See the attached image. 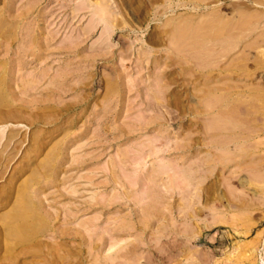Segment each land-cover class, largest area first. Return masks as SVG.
<instances>
[{"label": "rangeland", "instance_id": "374dc122", "mask_svg": "<svg viewBox=\"0 0 264 264\" xmlns=\"http://www.w3.org/2000/svg\"><path fill=\"white\" fill-rule=\"evenodd\" d=\"M93 1L0 0V264H264V0Z\"/></svg>", "mask_w": 264, "mask_h": 264}, {"label": "bare ground", "instance_id": "6f19581e", "mask_svg": "<svg viewBox=\"0 0 264 264\" xmlns=\"http://www.w3.org/2000/svg\"><path fill=\"white\" fill-rule=\"evenodd\" d=\"M93 1V0H92ZM102 1H104V0H102ZM257 1V0H256ZM94 2V1H93ZM183 2V1H182ZM258 3H260V0H258L257 1ZM256 2V3H257ZM263 2V4H264V1H262ZM261 2V3H262ZM86 3H87V1H86ZM85 3V4H86ZM102 3V2H101ZM257 3V4H258ZM242 4V3H241ZM99 5V4H98ZM93 6H94V4H93ZM100 6H102V5H99V7ZM107 6V5H106ZM235 6V5H234ZM259 6H262V5H260L259 4ZM95 7V6H94ZM98 7V6H97ZM98 7V8H99ZM104 6H102V8H103ZM263 7H264V5H263ZM101 8V7H100ZM104 8H108V7H104ZM112 8V7H111ZM105 10V9H104ZM253 10V9H252ZM108 11V10H107ZM249 11H251V10H249ZM248 11V12H249ZM257 10L255 9V12L254 11H251V12H254V13H257L256 12ZM109 12V11H108ZM113 12V11H112ZM243 12H245V10L243 11ZM242 12V13H243ZM247 12V13H248ZM264 12V11H263ZM110 13V12H109ZM246 13V14H247ZM254 13H252V14H254ZM258 13L260 14V11H258ZM108 14V13H107ZM235 14H236V12H235ZM240 14H241V12H240ZM249 15H251V13L249 12L248 13ZM105 15H106V13H105ZM109 15V14H108ZM239 15V14H238ZM256 16L258 15V14H255ZM254 15V17L256 18V16ZM110 16V15H109ZM114 16H115V14H114ZM244 16H246V15H244ZM258 16H261V14L260 15H258ZM257 16V17H258ZM263 16H264V13H263ZM218 17V16H217ZM220 17H222V16H220ZM233 17V16H232ZM237 17H239V16H237ZM240 17H242V16H240ZM249 17H252V15L251 16H249ZM189 18V17H188ZM212 18V17H211ZM264 18V17H263ZM201 20L203 19V18H200ZM205 19V18H204ZM203 19V20H204ZM214 19V18H213ZM218 19H220L219 17H218ZM223 19V18H222ZM221 19V20H222ZM226 19V18H225ZM240 19V18H239ZM245 19V17H243L242 18V20H244ZM250 19H253V18H250ZM104 20V19H103ZM115 20H116V18H115ZM224 20V19H223ZM222 20V21H223ZM229 19H227L226 21H228ZM249 20V18H247L246 19V21H248ZM255 20V19H254ZM200 21V20H199ZM210 21V20H209ZM218 21V20H217ZM217 21H214V22H217ZM230 21V20H229ZM232 21H233V18H232ZM237 21H238V19H237ZM240 21V20H239ZM246 21H244L245 23H246ZM108 22V21H107ZM204 22V21H203ZM206 22V21H205ZM213 22V21H212ZM224 22H225V20H224ZM241 22V21H240ZM255 22V21H254ZM115 23V22H114ZM198 23V22H197ZM208 23V22H207ZM229 23V22H228ZM233 22H231V24H232ZM234 23H236L237 24V22H234ZM247 23H249L250 24V21L249 22H247ZM247 23L245 24V25H247ZM104 24V23H103ZM179 24V23H178ZM192 24V23H191ZM222 24H223V22H222ZM221 24V26H224L225 24H223L222 25ZM230 24V23H229ZM230 24V25H231ZM242 24H244V23H241V25ZM111 25H112V23H111ZM114 25V24H113ZM183 25H185V24H183ZM188 25V24H187ZM199 25V24H198ZM205 25V24H204ZM208 25V24H207ZM212 25V24H211ZM228 25V24H227ZM233 25V24H232ZM231 25V26H232ZM244 25V26H245ZM108 26V25H107ZM116 26V25H115ZM180 26V25H179ZM209 26V25H208ZM207 26V27H208ZM215 26H216V23H215ZM220 26V27H221ZM234 26H236L235 24H234ZM240 26V25H239ZM254 26H255V24H254ZM254 26H251V27H254ZM184 27V26H183ZM202 27V26H201ZM200 27V28H201ZM206 27V25L203 27V28H207ZM213 27V26H212ZM228 27H230V26H228ZM227 27V28H228ZM233 27V26H232ZM232 27H230V29L232 28ZM237 27V26H236ZM107 28V27H106ZM196 28H197V26H196ZM196 28H194L195 30H196ZM209 28H211V26L209 27ZM221 28H223L224 29V27H221ZM241 28H242V26H241ZM246 28V27H245ZM107 29H109V28H107ZM180 29H182V28H179V30ZM198 30H199V28H197ZM219 29V28H218ZM222 29V30H223ZM235 29V28H234ZM237 29H239V28H237ZM243 29V28H242ZM175 30V29H174ZM178 30V31H179ZM188 30V29H187ZM190 30V29H189ZM197 30V31H198ZM228 30H229V28H228ZM228 30H226V31H228ZM252 30V29H251ZM250 30V31H251ZM197 31H195V32H197ZM214 31H216V29L214 30ZM226 31H225V33H226ZM230 31V30H229ZM236 31V30H235ZM175 32H176V30H175ZM182 32H183V30L181 31V34H182ZM194 32V31H193ZM199 32V31H198ZM197 32V33H198ZM219 32V31H218ZM238 32V31H237ZM178 33V32H177ZM204 33H206V31L204 32ZM204 33H202L201 35L203 36V34ZM235 33V32H234ZM233 33V34H234ZM242 33V32H241ZM241 33H239V34H241ZM184 34V33H183ZM220 34V32L218 33V35ZM223 34V33H222ZM232 34V35H233ZM239 34H236L237 36L239 35ZM243 34V33H242ZM242 34H241V36H242ZM263 34V33H262ZM176 34H174V36H175ZM193 35H194V33H193ZM206 35V34H205ZM209 35V34H208ZM211 35V34H210ZM231 35V34H230ZM248 35V34H247ZM178 36V38L181 36H179V35H177ZM201 36V37H202ZM217 36V35H216ZM215 36V37H216ZM235 36V35H234ZM240 36V37H241ZM261 36V35H260ZM188 37V36H187ZM186 37V38H187ZM225 37V36H224ZM173 38V37H172ZM182 38V37H181ZM210 38H212L211 36H210ZM236 39V38H235ZM231 40V39H230ZM233 40H234V38H233ZM256 40V39H255ZM176 42V41H175ZM185 42V41H184ZM235 42V41H234ZM183 43V42H182ZM227 43V42H226ZM181 44V43H180ZM188 45V44H187ZM232 46V45H231ZM174 47V46H173ZM235 47V46H234ZM177 50V49H176ZM177 52V51H176ZM222 53V52H221ZM196 58V57H195ZM254 96V95H253ZM258 97V96H257ZM5 99V97H4V95H0V102L2 103V101ZM221 99V98H220ZM258 99V98H257ZM5 101H6V99H5ZM8 102V101H7ZM262 103V102H261ZM7 104V103H6ZM8 105V104H7ZM208 106V105H207ZM264 111V110H263ZM232 112V111H231ZM228 119H232V118H228ZM211 123H212V121H211ZM247 124V123H246ZM230 126V125H229ZM252 134V133H251ZM255 134V133H254ZM239 138V137H238ZM252 138V137H251ZM242 139H244V137L242 138ZM247 139V138H246ZM251 148V147H250ZM238 169V168H237ZM257 176V175H256ZM263 178V177H262ZM31 191H33V189L31 190V187L29 186V185H27V183H26V185H23L20 189H19V192H18V196H17V200H16V206H14L15 208V211L14 212H12V214H10L2 223H3V227H4V229L5 230H7L8 229V232H7V237L8 238H10L11 240H13L16 244H24V243H28V242H30V241H32V240H34L35 238H37L39 235H41V234H43L45 231H47V219L41 214V212H40V209H39V206L36 204V202L34 201V198H33V195H32V192ZM12 211V210H11ZM11 213V212H10ZM5 233V232H4ZM6 236V235H5ZM6 239V238H5ZM11 242V241H10ZM113 244V243H112ZM10 248V247H9Z\"/></svg>", "mask_w": 264, "mask_h": 264}]
</instances>
